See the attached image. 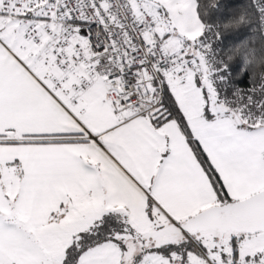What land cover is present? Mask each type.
I'll return each mask as SVG.
<instances>
[{
  "label": "snow or ice",
  "instance_id": "6c2138e0",
  "mask_svg": "<svg viewBox=\"0 0 264 264\" xmlns=\"http://www.w3.org/2000/svg\"><path fill=\"white\" fill-rule=\"evenodd\" d=\"M0 264H264V0H0Z\"/></svg>",
  "mask_w": 264,
  "mask_h": 264
}]
</instances>
